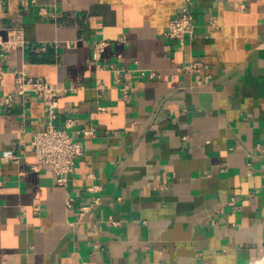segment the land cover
<instances>
[{"label":"crops","instance_id":"0c3cea01","mask_svg":"<svg viewBox=\"0 0 264 264\" xmlns=\"http://www.w3.org/2000/svg\"><path fill=\"white\" fill-rule=\"evenodd\" d=\"M185 7L194 35L167 39ZM13 35L0 50V264L264 255V0H0V41ZM21 70L68 89L58 127L96 132L65 185L32 168L45 103H4Z\"/></svg>","mask_w":264,"mask_h":264},{"label":"built area","instance_id":"2783aa9c","mask_svg":"<svg viewBox=\"0 0 264 264\" xmlns=\"http://www.w3.org/2000/svg\"><path fill=\"white\" fill-rule=\"evenodd\" d=\"M26 3H37V0H25ZM215 20L212 18L211 24L214 25ZM197 28L194 13L189 7H185L181 14L169 23L164 35L172 41H184L188 36H193ZM19 36L13 35L7 42L0 41L1 52L9 51L18 42ZM108 45L107 41H99L94 48V58L96 60L102 57V54ZM1 53V54H2ZM203 65L200 62L186 64L183 70L187 72H199ZM156 76L155 72L149 74L150 78ZM16 94L8 95L4 99L6 105H12L17 97L25 98L28 95H34L45 103L47 114V124L44 128L37 130L35 133L32 146L34 149L35 161L32 168L35 170L47 169L55 176L59 185H65L69 176L76 168V161L83 152V138L94 137L96 132L93 128L74 129L75 119H69L64 127H58L56 120L58 118L59 98L67 92V88L56 87L42 77H36L28 72L21 70L15 71ZM103 111L105 108L100 106ZM18 156L9 154L4 159H15ZM73 198H69L68 205H71ZM100 198H95L94 203H99ZM88 206L81 208L86 212Z\"/></svg>","mask_w":264,"mask_h":264},{"label":"water","instance_id":"95a60500","mask_svg":"<svg viewBox=\"0 0 264 264\" xmlns=\"http://www.w3.org/2000/svg\"><path fill=\"white\" fill-rule=\"evenodd\" d=\"M250 264H264V255L260 259L254 261Z\"/></svg>","mask_w":264,"mask_h":264}]
</instances>
